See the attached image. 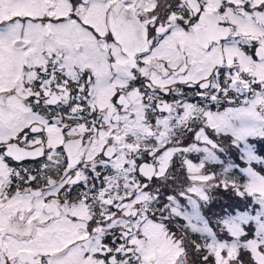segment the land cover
Wrapping results in <instances>:
<instances>
[{
  "label": "snow or ice",
  "instance_id": "snow-or-ice-1",
  "mask_svg": "<svg viewBox=\"0 0 264 264\" xmlns=\"http://www.w3.org/2000/svg\"><path fill=\"white\" fill-rule=\"evenodd\" d=\"M0 264H264V0H0Z\"/></svg>",
  "mask_w": 264,
  "mask_h": 264
}]
</instances>
